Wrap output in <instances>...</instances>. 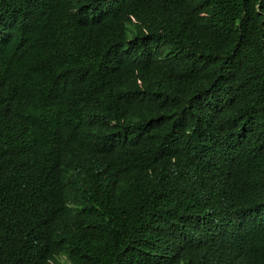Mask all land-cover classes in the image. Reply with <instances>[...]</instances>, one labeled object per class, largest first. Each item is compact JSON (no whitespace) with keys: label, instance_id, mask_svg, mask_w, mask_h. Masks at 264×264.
Returning a JSON list of instances; mask_svg holds the SVG:
<instances>
[{"label":"trees","instance_id":"obj_1","mask_svg":"<svg viewBox=\"0 0 264 264\" xmlns=\"http://www.w3.org/2000/svg\"><path fill=\"white\" fill-rule=\"evenodd\" d=\"M0 264H264V0H0Z\"/></svg>","mask_w":264,"mask_h":264}]
</instances>
